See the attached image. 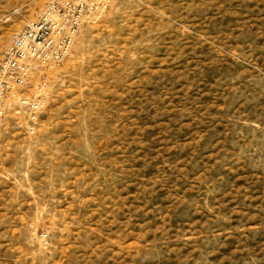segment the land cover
Segmentation results:
<instances>
[{
	"label": "rangeland",
	"instance_id": "rangeland-1",
	"mask_svg": "<svg viewBox=\"0 0 264 264\" xmlns=\"http://www.w3.org/2000/svg\"><path fill=\"white\" fill-rule=\"evenodd\" d=\"M48 0H0V56ZM264 264V0H110L30 132L0 121V264Z\"/></svg>",
	"mask_w": 264,
	"mask_h": 264
},
{
	"label": "built area",
	"instance_id": "built-area-1",
	"mask_svg": "<svg viewBox=\"0 0 264 264\" xmlns=\"http://www.w3.org/2000/svg\"><path fill=\"white\" fill-rule=\"evenodd\" d=\"M110 0H48L36 18L11 35L0 56V121L24 117L30 132L48 99L58 67L83 26L102 17Z\"/></svg>",
	"mask_w": 264,
	"mask_h": 264
},
{
	"label": "bare ground",
	"instance_id": "bare-ground-1",
	"mask_svg": "<svg viewBox=\"0 0 264 264\" xmlns=\"http://www.w3.org/2000/svg\"><path fill=\"white\" fill-rule=\"evenodd\" d=\"M9 264V263H8Z\"/></svg>",
	"mask_w": 264,
	"mask_h": 264
}]
</instances>
